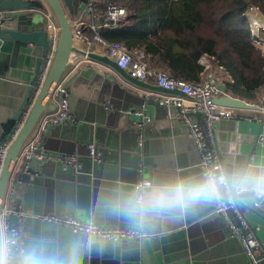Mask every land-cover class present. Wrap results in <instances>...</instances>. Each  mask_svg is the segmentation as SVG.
I'll list each match as a JSON object with an SVG mask.
<instances>
[{"label":"crops","instance_id":"crops-1","mask_svg":"<svg viewBox=\"0 0 264 264\" xmlns=\"http://www.w3.org/2000/svg\"><path fill=\"white\" fill-rule=\"evenodd\" d=\"M89 1L91 0L81 4L79 14L75 17L82 14L86 20L91 21V17L82 10ZM93 1L97 6L106 7L109 4V0ZM249 17L252 41L264 52V22H259L264 21V16L258 9H253L248 13ZM92 45L95 52L105 53L100 44ZM9 55V52L0 53L2 71L7 66ZM201 62L206 68L203 74L212 73L223 83L229 79L225 70L214 64L212 58L203 56ZM25 66L27 65L19 64V67L12 69L16 81L0 78V139L4 134V123L21 99L24 79L30 77L23 69ZM96 72L110 74L112 80L118 84L117 87H104L103 78L95 77ZM70 75L67 84L68 99L75 120L58 124L53 135H58L66 142L73 149L72 154L84 163L89 159L88 145H94L95 149L98 147V152H102L103 156V159L99 156L97 160L104 169L102 181H110L113 176L121 180L116 181L119 186L114 188L107 186L105 182L93 185L90 182L87 184L71 181L48 174L39 176L40 182L21 183L18 192L19 205L27 209L28 215L37 213L36 219H28L27 226L22 227V235L27 237V247L39 245L46 249L52 264H250L239 241L229 235L224 217L213 214V199L200 201L186 208V212L194 217L197 216L198 208L204 209L203 215L195 221L200 225L193 231L196 233L192 240L196 252L192 255H186L187 249L180 243L181 236H176V231H181L188 225L181 224L177 227L176 206L163 212L143 209V204L154 194L173 187L172 183L178 179L176 174H184L183 179L186 181L202 177L197 150L179 110L172 105L176 113L170 116L169 106L162 102V95L133 87L110 68L91 60L76 59ZM148 81L155 83L153 79ZM103 88L108 91L104 92ZM178 97L186 104L190 100L187 96ZM136 103L140 108L134 107ZM126 109L131 118L129 122L126 120L128 116L120 115ZM237 112L248 114L253 111L238 109ZM144 115H148L149 119ZM187 116L192 121L201 122L193 112ZM142 119L145 125L139 127L135 124ZM88 126L94 128L98 136L94 134V142L85 144L83 138L88 132ZM213 131L215 147L222 156L225 169V154L247 156L251 151V164L264 166V121L224 119L213 125ZM257 132L259 136L254 145ZM140 134L141 145L138 144ZM139 146L151 162L146 178L141 172L143 163L137 160L135 153ZM18 175L11 181L12 190L15 189ZM141 178L148 179L150 185L145 188L141 200L138 201L134 183ZM240 200L243 217L251 227H257L255 236L264 242V218L249 209L251 197H242ZM133 201L140 205L141 210L130 215L122 210V206ZM51 215H71L85 222L91 220L103 227L123 223L125 226L140 227L148 235L138 241H89L85 233L74 232L68 228L70 235L75 236V241L58 248L57 237L65 226L60 227L41 219Z\"/></svg>","mask_w":264,"mask_h":264},{"label":"water","instance_id":"water-1","mask_svg":"<svg viewBox=\"0 0 264 264\" xmlns=\"http://www.w3.org/2000/svg\"><path fill=\"white\" fill-rule=\"evenodd\" d=\"M85 2L86 0H0V53H10L7 66L3 71V64L0 62V78L3 77L16 81L17 79L13 77L12 69L19 67V64L21 66L27 65L23 69L30 74L29 78L24 79V90L19 103L11 111L10 116L4 123V134L1 139L11 131L23 108L30 102L35 92V80L43 58L52 48L51 59L46 74L35 92L24 121L8 145L0 172V251H3L1 214L14 168L19 164L18 180L14 184L15 189L11 192V211L6 218L7 229L10 233L9 239L11 241L8 254L9 259L12 261H15L25 248H28L27 237L22 235V232H24L22 227L24 225L27 226L28 219H36L35 216L37 214L33 212L34 214L28 215L26 213L27 209L19 205L18 192L21 183H37L40 182L39 176L48 174L50 176L57 175L58 177H63L71 181L87 184L90 182L93 185H100L105 182L107 186L114 188L119 186V183L116 181L121 180L117 176H111L110 181H102L104 177L102 164L89 155L88 147V162H81L77 158V164L73 165L72 163L64 161L62 158L63 155L72 154L73 149H70L67 143L63 142L58 135H53V131L57 125H47L42 131L39 130L42 118L56 109V103L52 98L54 89L70 72L76 59L91 60L106 66L114 71L124 82L138 89L158 93L162 96H186L179 89H168L150 81L131 76L128 68H122L116 64L114 57H109L105 53L95 52L92 44H86L85 42L82 45L72 33L70 16L76 15L80 10L81 4ZM9 13L12 14L10 17L7 16ZM50 21L55 26L54 33L49 30L48 24ZM51 34L55 37L53 47L49 44ZM36 48L38 51H36ZM6 68H10L11 70L8 71ZM99 76L103 78L104 87L106 85L112 86L113 89L117 87L118 84L112 80L110 74L96 72L95 77ZM215 87L218 90V94L213 98L215 104L239 110L259 109L256 104L228 94L223 82L216 80ZM103 91L107 92L108 90L103 88ZM134 107L140 108L138 103ZM168 110L170 116L176 113L173 106H169ZM120 115L123 117L128 116L126 118L128 122L131 120L129 114L127 115V109L122 110ZM194 115L202 120L200 113L195 112ZM126 120L124 121L125 123ZM142 125L145 124L143 123ZM94 134L97 135L94 132V128L88 126V132L85 134L83 142H86L85 144L94 142ZM256 134L254 137V145L256 144V138L259 136L258 132ZM32 141L30 155L22 162H18L21 151ZM98 151L99 148L96 147L95 152L99 153L98 156L103 159L102 152ZM135 153L137 160L143 163L141 165V172H143L142 176L146 178L148 176V170H150L149 165L151 162L144 156L140 146L136 148ZM251 154L252 151L247 156L240 154L233 155L232 153L225 154L228 188L226 189L224 186H221L220 196L224 200L231 198L234 201L240 202V204L242 203L240 200L242 197H251L252 202L248 205L249 209L264 218V193L257 194L253 184L256 177L264 176V166L257 167L251 164ZM136 168H138V162ZM176 175L178 179L176 178L172 183L173 186L180 181H186V179H183L184 174L178 173ZM186 211L187 209L180 211L176 207V212L178 213L177 227L181 226V224H188L185 229L176 231V236H181L182 238L180 243L187 249V254L184 253L186 255H192L196 252L195 244L192 243L196 235L193 231L200 225V223L195 221L203 215L204 209L198 208L196 210V217ZM228 214L231 215L230 212ZM121 224L123 225V223ZM227 229L229 231L228 226ZM88 240L90 241L89 237Z\"/></svg>","mask_w":264,"mask_h":264},{"label":"built area","instance_id":"built-area-1","mask_svg":"<svg viewBox=\"0 0 264 264\" xmlns=\"http://www.w3.org/2000/svg\"><path fill=\"white\" fill-rule=\"evenodd\" d=\"M255 9V7H249L248 11ZM83 13L88 17H91V21L85 19L81 14L79 17H75L79 12L70 17V23L72 24V33L76 39L80 42H86L88 44L98 43L100 44L106 55L114 57L116 64L122 68H128L130 75L142 80L148 81L153 79L155 84L163 86L168 89H179L189 97V102L186 104L183 99L178 96H163L162 102L166 106H174L179 110V113L183 116L184 122L187 127L188 135L193 139L195 148L199 156L198 167L201 174L204 176L206 173L215 172L217 175L225 177V182L222 186L226 189L227 174L224 168V161L220 153H218L215 143L216 138L213 131V125L224 119L238 120L240 118L248 120L264 121V93L262 94L260 101L256 104L259 109L250 110L253 111L248 114H238V109L220 106L214 103L213 98L218 94V90L215 87V81L217 80L212 73L203 74L201 80L197 83H190L180 79H174L168 76L164 71L155 70L150 68L144 60V52L140 48H134L132 50L127 49L119 42H107L98 32V28L108 25L110 22L121 20L126 15V10L122 6L109 3L104 10H100L96 2L91 0L87 2L82 8ZM81 10V11H82ZM247 11V12H248ZM9 13L7 16L10 17ZM49 30L54 33L55 26L50 21L48 24ZM89 28L92 31L91 38H87L84 34V29ZM55 37L53 34L49 37V44L54 46ZM52 54V48L49 53L43 58L37 78L35 80V92L42 83V80L46 74L47 68L50 63ZM70 72L61 80L53 91L52 98L56 103L55 111L45 115L40 123L39 130L42 131L47 125H58L62 123L74 122V116L71 113L70 103L67 93V84L70 79ZM33 96L30 102L23 108L18 121L14 124L12 130L7 136L0 140V172L2 164L5 158V154L9 143L14 138L15 134L19 130L24 118L29 110L30 103L33 100ZM200 113L202 116L201 122L197 123L192 121L187 114ZM142 114V113H141ZM149 119L148 115H144ZM135 122L139 127L144 123ZM32 142L29 143L20 153L18 162H22L30 155V148ZM141 134L138 137V144L141 145ZM89 155L98 160V153L95 152L94 145H88ZM63 160L73 165L77 164V157L74 154L63 155ZM19 171V164L14 168L11 181L17 176ZM10 186L8 194L2 209L1 224H2V240L3 250H9L10 233L7 229V215L11 211V192L13 191ZM150 185L148 179L141 178L134 183V190L137 194L138 201L141 200L142 194L147 186ZM214 200L213 213L224 217L227 226L229 227L230 236L236 238L242 248L243 253L247 257L250 264H264V242L259 240L255 236L257 227H251L247 220L243 217L241 211V204L238 201H234L231 198L224 200L219 195ZM230 212L231 215L228 214ZM41 217V216H40ZM42 220L53 223L57 226H67L74 232L85 233L93 241H108L117 242L122 240H140L146 237L148 234L140 227H132L125 225H112V226H99L93 221H82L75 216L71 215H51L41 217Z\"/></svg>","mask_w":264,"mask_h":264},{"label":"trees","instance_id":"trees-1","mask_svg":"<svg viewBox=\"0 0 264 264\" xmlns=\"http://www.w3.org/2000/svg\"><path fill=\"white\" fill-rule=\"evenodd\" d=\"M123 19L98 28L107 42L140 48L147 65L174 79L201 80L203 56L229 75L227 93L257 104L264 93V52L252 41L249 7L264 16V0H109ZM104 10L105 6H98ZM89 39L92 31L83 30Z\"/></svg>","mask_w":264,"mask_h":264},{"label":"clouds","instance_id":"clouds-1","mask_svg":"<svg viewBox=\"0 0 264 264\" xmlns=\"http://www.w3.org/2000/svg\"><path fill=\"white\" fill-rule=\"evenodd\" d=\"M225 177L217 175L215 172L206 173L200 179L180 181L170 189H165L158 194H154L143 204L145 211L155 209L163 212L176 206L178 210H186L187 207L200 201L217 198L221 192L220 188L225 182ZM257 194L264 193V176H258L253 181ZM122 210L130 215H135L141 210L140 205L134 201L122 206ZM75 236L65 226L57 237V247L74 242ZM0 264H52L51 257L47 255L46 249L39 245L25 248L19 257L12 261L7 255V251H0Z\"/></svg>","mask_w":264,"mask_h":264},{"label":"rangeland","instance_id":"rangeland-1","mask_svg":"<svg viewBox=\"0 0 264 264\" xmlns=\"http://www.w3.org/2000/svg\"><path fill=\"white\" fill-rule=\"evenodd\" d=\"M255 9H257L256 7H255ZM250 12V10L247 12V16H248V13ZM251 18L249 17V20H250ZM259 22H264V21H259ZM254 30V29H253Z\"/></svg>","mask_w":264,"mask_h":264}]
</instances>
